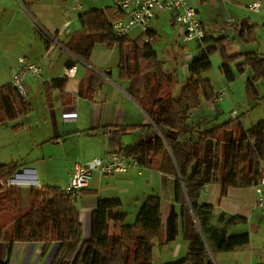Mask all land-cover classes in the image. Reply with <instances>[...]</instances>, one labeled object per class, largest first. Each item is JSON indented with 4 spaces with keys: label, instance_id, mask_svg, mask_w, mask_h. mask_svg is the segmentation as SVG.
Returning <instances> with one entry per match:
<instances>
[{
    "label": "trees",
    "instance_id": "trees-1",
    "mask_svg": "<svg viewBox=\"0 0 264 264\" xmlns=\"http://www.w3.org/2000/svg\"><path fill=\"white\" fill-rule=\"evenodd\" d=\"M20 1L28 6L37 0ZM113 7L107 13L101 9L83 12L80 29L64 47L88 63L96 43L108 47L119 45V77L129 79L126 91L146 112L155 135L119 147L118 151L134 158L139 166H153L171 176L173 201L179 205V212L172 204L168 215L163 217L160 196L149 194L139 204L134 222L126 223L127 212L118 197L98 198L90 213L89 234L82 237L75 197L66 194L61 186L31 187L28 211L14 217L10 232L0 226V240L9 244L42 241L45 245L56 241L59 246L50 264H151L155 245L166 246L181 236L186 243L185 253L162 264H215L214 252L241 247L249 242L250 235L247 231L228 233L227 227L241 221L240 216L221 211L214 223L212 205L199 201L202 187L219 182L220 193L225 195L229 187L240 184L243 166L246 171L242 184L256 182L260 164L264 162V120L249 129L242 127L239 120L226 121L196 134L188 120L189 113L201 101L214 98L216 92L203 75L211 65L210 55L214 51L220 53L218 70L226 81L235 77L232 66L236 73L251 71L246 88L250 97L256 99L254 81L258 78L264 81V51L228 54L224 46L226 37L213 38L205 29L204 38L195 42L196 50L186 62L185 82L179 94L173 96L161 86L163 80L166 84L171 82L174 74L163 71L156 58L151 42L157 32L150 27L133 39L126 34L114 35L111 23L119 18L121 11ZM254 28L255 23L243 18L239 35L248 33L253 37ZM141 62L146 64L145 72L139 69ZM147 73L153 75L151 85L147 83ZM29 108L27 99L11 82L0 86V123ZM19 166L17 162L0 163V179L11 177ZM21 201L20 187H0V211L14 209ZM109 221L119 222L117 234L110 233ZM9 254L10 249L6 258Z\"/></svg>",
    "mask_w": 264,
    "mask_h": 264
},
{
    "label": "crops",
    "instance_id": "crops-1",
    "mask_svg": "<svg viewBox=\"0 0 264 264\" xmlns=\"http://www.w3.org/2000/svg\"><path fill=\"white\" fill-rule=\"evenodd\" d=\"M204 1L199 0L198 16ZM246 1L249 4L254 0ZM113 2L37 0L26 6L20 0H0V86L11 82L19 56L38 63L41 68L39 74H28L23 79L28 89L26 99L29 110L0 123V163L17 162L20 164L18 168H22V173L15 171L11 177L0 179L1 186H18L24 195H28L31 187L63 186L73 163L154 138L155 128L146 112L126 91L129 79L119 77V45L108 47L105 43H96L88 63L64 47L70 36L80 29L83 12L101 9L107 13L108 8L114 9ZM255 13L264 23V10ZM163 18L174 25L169 12H158L151 23L156 32V26ZM44 31L55 41L48 39ZM140 33L137 28H132L126 35L133 39ZM67 59H71L76 66L74 75L70 77L64 75L68 67L64 65ZM183 69L186 71V66ZM133 125L136 127L124 130ZM245 171L243 166L238 180L240 184L229 187L225 195L220 193L219 182L205 184L199 201L212 205L214 223L221 211L243 218L230 224L228 233L247 231L250 235L253 232L246 229L249 225L264 238V212L255 204L253 188L264 174V162L260 164L259 175L253 184H242ZM149 194L160 196L163 217L168 215L172 204L179 212V205L173 201L171 176L153 166L133 167L126 173L114 175L93 173L87 186L75 199L82 237L89 234V217L98 198L118 197L128 214L129 211L124 208L126 200L137 211L141 201ZM109 227L110 233L117 234L119 222L109 221ZM171 244L169 260L185 253L186 243L179 241V237L167 245L170 247ZM58 246L56 241L47 245L42 241H14L9 244L1 239L0 264H50ZM8 249L10 254L6 258ZM252 256L243 264L264 263L254 253ZM221 264L230 263L223 260Z\"/></svg>",
    "mask_w": 264,
    "mask_h": 264
},
{
    "label": "rangeland",
    "instance_id": "rangeland-1",
    "mask_svg": "<svg viewBox=\"0 0 264 264\" xmlns=\"http://www.w3.org/2000/svg\"><path fill=\"white\" fill-rule=\"evenodd\" d=\"M260 1L259 11H262L264 10V0ZM246 3V0H206L199 7V18L208 31L209 36L213 38L226 37L224 46L228 54L261 53L264 51V27H262V20L259 18L258 13L250 11L245 7ZM228 18H233L234 27H226ZM243 18H247L251 23L255 21L253 37L248 35V33H245L243 36L239 35L240 21ZM156 29L157 36L151 42L156 52V58L163 71H171L174 74L171 82L166 84V81L163 80L161 86H163L166 92L177 96L188 75L187 68L186 71L183 69L186 63L184 61V50L181 49L177 42L179 27L175 24L172 25L169 19L163 18L157 24ZM195 50V43L189 42L187 44V52L192 54ZM210 61L211 65L203 72V75L210 80L215 92L224 87L227 95L222 99L203 100L190 111L188 120L194 125L196 129L195 133L197 134L204 129H209L231 120H239L245 129L258 125L264 120V81L259 78L254 81L257 98H251L246 88V79L252 74L249 69L243 73H236L235 67L232 66L235 77L232 81H226L218 70V66L221 63L219 51H214L210 55ZM145 68L146 64L141 62L139 69L145 72ZM147 76V83L151 85L153 83V75L147 73ZM52 186L57 185L52 184ZM0 187L3 186L0 185ZM21 195L22 201L16 208L11 210L5 208V210L0 211V226L8 232H10L13 226L14 217L26 213L30 207L29 193L28 195H24L21 191ZM128 202L127 200L124 202V208L129 211L125 222L132 223L135 220L137 211ZM246 229L253 232L250 234L249 242L233 252H214L213 258L215 264H221L223 260L230 264H234L235 262L243 264L253 257V253L257 259L264 260V238L252 226L248 225ZM179 241H183L181 236L179 237ZM172 245L170 247L169 245L161 247L155 245L151 264H162L164 261H168Z\"/></svg>",
    "mask_w": 264,
    "mask_h": 264
},
{
    "label": "built area",
    "instance_id": "built-area-1",
    "mask_svg": "<svg viewBox=\"0 0 264 264\" xmlns=\"http://www.w3.org/2000/svg\"><path fill=\"white\" fill-rule=\"evenodd\" d=\"M198 3L199 0H114L113 5L121 11L123 17L113 21L111 29L117 36L127 34L132 28L145 31L151 27L152 19L156 13L169 12L173 23L179 27L178 43L184 50V61L187 62L192 55L187 52V44L200 42L205 36V27L198 16ZM260 4V0H254L247 4V8L257 12L260 9ZM233 25V18H228L226 27ZM262 27H264V23H262ZM44 33L52 42L55 41L46 31ZM145 39L147 40V37ZM17 61L18 67L12 72L11 83L26 98L28 89L23 79L28 74H39L41 68L38 63L31 62L24 56H19ZM75 70L76 66L72 64L65 69L64 75L73 76ZM225 95H227V91L222 87L215 93L214 99H222ZM233 112L236 114L235 111ZM133 167H139L137 161L125 156L117 149L87 161L73 163L68 173V180L61 187L66 194L77 198L79 192L87 186L93 173L122 174ZM253 188L256 194L255 204L264 212V174H261Z\"/></svg>",
    "mask_w": 264,
    "mask_h": 264
},
{
    "label": "water",
    "instance_id": "water-1",
    "mask_svg": "<svg viewBox=\"0 0 264 264\" xmlns=\"http://www.w3.org/2000/svg\"><path fill=\"white\" fill-rule=\"evenodd\" d=\"M64 65H65V66H70V65H72V60H71V59H67V60L65 61ZM16 173H22V168H18V169L16 170ZM11 179H13V178H11Z\"/></svg>",
    "mask_w": 264,
    "mask_h": 264
}]
</instances>
